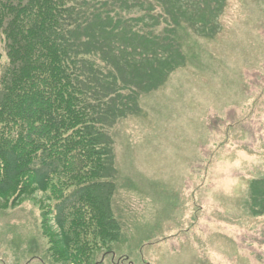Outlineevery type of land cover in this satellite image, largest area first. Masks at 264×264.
<instances>
[{"label":"trees","instance_id":"16d2710c","mask_svg":"<svg viewBox=\"0 0 264 264\" xmlns=\"http://www.w3.org/2000/svg\"><path fill=\"white\" fill-rule=\"evenodd\" d=\"M225 2L0 0V201L54 202L52 264H97L120 241L109 129L185 63L184 35L216 34ZM249 202L264 215V178Z\"/></svg>","mask_w":264,"mask_h":264},{"label":"rangeland","instance_id":"374dc122","mask_svg":"<svg viewBox=\"0 0 264 264\" xmlns=\"http://www.w3.org/2000/svg\"><path fill=\"white\" fill-rule=\"evenodd\" d=\"M183 38L185 63L109 129L121 238L97 264H264L249 202L264 178V0H226L213 37ZM47 205L0 201V264H52Z\"/></svg>","mask_w":264,"mask_h":264}]
</instances>
